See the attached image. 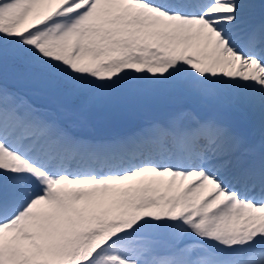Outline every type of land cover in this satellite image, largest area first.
Listing matches in <instances>:
<instances>
[{
    "label": "snow or ice",
    "instance_id": "1",
    "mask_svg": "<svg viewBox=\"0 0 264 264\" xmlns=\"http://www.w3.org/2000/svg\"><path fill=\"white\" fill-rule=\"evenodd\" d=\"M0 264H264V0H0Z\"/></svg>",
    "mask_w": 264,
    "mask_h": 264
}]
</instances>
